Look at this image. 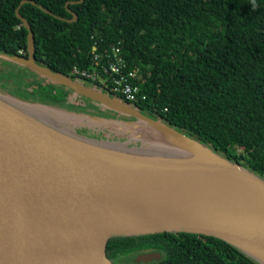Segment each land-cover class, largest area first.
I'll return each mask as SVG.
<instances>
[{"label": "water", "instance_id": "water-1", "mask_svg": "<svg viewBox=\"0 0 264 264\" xmlns=\"http://www.w3.org/2000/svg\"><path fill=\"white\" fill-rule=\"evenodd\" d=\"M28 2L35 4L20 6ZM19 7L28 56L1 58L134 120L40 106L0 91V264H112L106 255L111 238L160 233L217 238L264 264V180L120 97L35 63L33 33ZM43 110L119 122L138 139H89L75 134L76 126L53 124ZM142 139L166 147H144ZM179 187L186 191L177 193ZM153 257L159 254L141 258Z\"/></svg>", "mask_w": 264, "mask_h": 264}, {"label": "trees", "instance_id": "trees-1", "mask_svg": "<svg viewBox=\"0 0 264 264\" xmlns=\"http://www.w3.org/2000/svg\"><path fill=\"white\" fill-rule=\"evenodd\" d=\"M22 1L0 0V54L8 57L28 56V31L16 15ZM28 1L35 4L21 5L19 14L33 33L35 63L74 78V66L91 68L94 46L103 52L119 44L128 68L139 70L134 84L145 96L134 104L139 112L264 180V0ZM25 87L23 101L104 119L123 116L81 97L69 103L70 90L41 78ZM73 132L124 141L101 129ZM148 248L163 253L155 264H259L222 240L186 233L113 237L106 255Z\"/></svg>", "mask_w": 264, "mask_h": 264}, {"label": "rangeland", "instance_id": "rangeland-1", "mask_svg": "<svg viewBox=\"0 0 264 264\" xmlns=\"http://www.w3.org/2000/svg\"><path fill=\"white\" fill-rule=\"evenodd\" d=\"M40 78L44 79V81L46 80L45 77L38 75L36 72L32 71L31 69H29L25 66H20L16 62L6 61L4 58H1V56H0V91L9 94L10 96H12L15 99L21 100L26 95L25 94L26 92H24V89H26L25 85L28 83V81L33 80V79H40ZM72 79L76 80L75 78H72ZM84 84L86 86H90L89 84H86L85 82H84ZM103 92L106 94L112 95L106 91H103ZM68 102L72 103V104L73 103L78 104V103H81V99L79 96H75L73 93H70L69 97H68ZM37 105L46 106L44 104H39V103H37ZM130 105L133 108H135L134 105H132V104H130ZM98 108H99V106H98ZM99 110L100 111H107L104 108H101ZM43 114L48 115V116L53 115L54 120L49 119L50 122H53V124H56V123H54V121L58 122L57 126L62 128V129L65 128L64 127L65 124H70V125L76 126V127L78 126V127L101 129L102 131L107 132L109 135L123 137L124 141L127 140L129 142H137V139H138L137 135H136L137 131L134 128H133V130H135V131H130L128 129V127H125L122 123H119V122H108V123L104 124V123H100V122H94L92 120H88L85 118L69 117V116L63 115L59 112L51 113L49 111H44ZM46 119L47 118L45 117V120ZM115 119L120 120V121H124V122H133L132 119H128V118L123 117V116L121 117V119L120 118H115ZM68 126L69 125H66V127L68 129H71ZM67 131L69 132V130H67ZM153 136H155V135H153ZM141 141L144 143L148 142V145H143L144 147L150 146L149 148H152L151 145H156V144H159V146H161V147H166V146H163L165 143H163L162 141L157 140V139H154V140L142 139ZM161 150H165V148L161 149ZM237 152H240V148L237 150ZM160 154H166V153H160Z\"/></svg>", "mask_w": 264, "mask_h": 264}, {"label": "built area", "instance_id": "built-area-1", "mask_svg": "<svg viewBox=\"0 0 264 264\" xmlns=\"http://www.w3.org/2000/svg\"><path fill=\"white\" fill-rule=\"evenodd\" d=\"M20 54H24L20 52ZM70 75L83 83L118 95L123 101L134 105L145 100L134 81L139 80V70H130L118 45L109 50L97 52L94 46L91 53V68L79 69L74 66Z\"/></svg>", "mask_w": 264, "mask_h": 264}, {"label": "flooded vegetation", "instance_id": "flooded-vegetation-1", "mask_svg": "<svg viewBox=\"0 0 264 264\" xmlns=\"http://www.w3.org/2000/svg\"><path fill=\"white\" fill-rule=\"evenodd\" d=\"M150 253H158L159 258L153 257V259L149 261H145L141 258L142 256ZM162 257H163V253L161 250L148 248V249H141L139 251L130 254L110 258V261L112 264H155L159 262L162 259Z\"/></svg>", "mask_w": 264, "mask_h": 264}, {"label": "bare ground", "instance_id": "bare-ground-1", "mask_svg": "<svg viewBox=\"0 0 264 264\" xmlns=\"http://www.w3.org/2000/svg\"><path fill=\"white\" fill-rule=\"evenodd\" d=\"M26 109H28V108H26ZM28 110H30V109H28ZM119 147H120V148H123L122 145H120ZM183 191H186L185 188H181V187H179L177 193H183Z\"/></svg>", "mask_w": 264, "mask_h": 264}]
</instances>
